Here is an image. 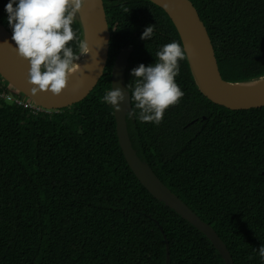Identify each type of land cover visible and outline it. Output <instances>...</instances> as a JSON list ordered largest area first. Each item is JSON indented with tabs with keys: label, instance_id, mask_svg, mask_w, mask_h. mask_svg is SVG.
Segmentation results:
<instances>
[{
	"label": "trees",
	"instance_id": "1",
	"mask_svg": "<svg viewBox=\"0 0 264 264\" xmlns=\"http://www.w3.org/2000/svg\"><path fill=\"white\" fill-rule=\"evenodd\" d=\"M191 1L225 80L263 76L264 0ZM9 2L0 0V23L13 35ZM105 2L110 61L88 98L41 116L0 99V264H166L165 235L170 264H226L206 235L143 186L121 148L114 106L103 102L123 48L134 47L127 71L131 93L132 70L155 64L168 43L183 48L180 34L149 0ZM152 25V37L142 40ZM72 28L82 40L80 24ZM68 46L79 54L76 40ZM179 67L176 82L185 95L160 124L140 121L132 102L133 146L216 230L235 264H264L258 251L264 244V107L215 104L196 86L187 57Z\"/></svg>",
	"mask_w": 264,
	"mask_h": 264
},
{
	"label": "water",
	"instance_id": "2",
	"mask_svg": "<svg viewBox=\"0 0 264 264\" xmlns=\"http://www.w3.org/2000/svg\"><path fill=\"white\" fill-rule=\"evenodd\" d=\"M163 8L172 19L182 39L185 54L196 86L209 100L231 110H251L264 107V75L246 81H227L223 77L212 37L191 0H149ZM78 22L82 36L88 41L90 53L86 64L69 78L67 88L59 96L50 91L33 95L28 83L29 62L18 56L12 33L0 23V80L7 83L8 92L47 110L70 108L88 98L99 86L110 61L112 30L105 0H83V6L73 21ZM134 47H125L118 54L112 71V90L121 89L125 100L120 109L114 106L117 133L125 158L143 186L159 201L175 210L211 241L226 264H235L226 243L216 230L202 220L178 195L157 176L148 162L143 161L133 146L128 115L133 114L131 93L127 87V71ZM82 57V56H81ZM128 90V91H127ZM264 175V173H263ZM163 229V228H162ZM164 232V230H163ZM167 243V263L170 264V243Z\"/></svg>",
	"mask_w": 264,
	"mask_h": 264
},
{
	"label": "clouds",
	"instance_id": "3",
	"mask_svg": "<svg viewBox=\"0 0 264 264\" xmlns=\"http://www.w3.org/2000/svg\"><path fill=\"white\" fill-rule=\"evenodd\" d=\"M82 6L83 0H10L6 5L15 51L29 62L27 77L28 83L33 86V95L50 91L59 96L67 88L69 78L82 71L78 61L91 49L88 41L77 39L72 28ZM124 11L128 9L124 7ZM153 32L154 25L148 26L141 39L149 40ZM74 40L77 41L79 54L68 46ZM185 49L186 45L182 48L178 42L168 43L156 53L155 64H140L132 70L135 86L131 102L134 101L135 108L140 110V121L160 124L165 111L178 104L185 95L176 82L180 73L179 61L186 59ZM0 83L4 89L0 95L10 94L7 90L9 85L1 80ZM124 100L121 89L110 90L103 97V102L116 106L118 111ZM258 251L264 259V244Z\"/></svg>",
	"mask_w": 264,
	"mask_h": 264
},
{
	"label": "built area",
	"instance_id": "4",
	"mask_svg": "<svg viewBox=\"0 0 264 264\" xmlns=\"http://www.w3.org/2000/svg\"><path fill=\"white\" fill-rule=\"evenodd\" d=\"M1 98H3L5 101L9 102L12 105L23 107L27 110H29V113L34 116H41L44 114H50L53 112H58L59 110H47L45 108H42L40 106H37L33 103L25 101L23 98L18 96H13L11 94H1Z\"/></svg>",
	"mask_w": 264,
	"mask_h": 264
},
{
	"label": "bare ground",
	"instance_id": "5",
	"mask_svg": "<svg viewBox=\"0 0 264 264\" xmlns=\"http://www.w3.org/2000/svg\"><path fill=\"white\" fill-rule=\"evenodd\" d=\"M78 63L81 64L83 68L86 64V56H82L80 60L78 61Z\"/></svg>",
	"mask_w": 264,
	"mask_h": 264
},
{
	"label": "flooded vegetation",
	"instance_id": "6",
	"mask_svg": "<svg viewBox=\"0 0 264 264\" xmlns=\"http://www.w3.org/2000/svg\"><path fill=\"white\" fill-rule=\"evenodd\" d=\"M7 87V86H6Z\"/></svg>",
	"mask_w": 264,
	"mask_h": 264
}]
</instances>
